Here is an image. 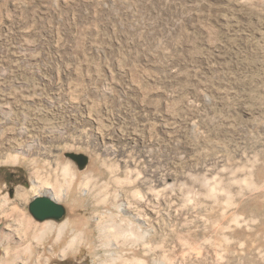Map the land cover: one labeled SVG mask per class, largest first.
<instances>
[{
    "label": "rangeland",
    "instance_id": "374dc122",
    "mask_svg": "<svg viewBox=\"0 0 264 264\" xmlns=\"http://www.w3.org/2000/svg\"><path fill=\"white\" fill-rule=\"evenodd\" d=\"M7 136L0 209L19 210L0 214V233L15 243L18 221L52 224L41 264H108L94 226L62 251L118 193L147 236L118 248L126 264H264V0H0ZM66 164L65 215L35 220L32 188Z\"/></svg>",
    "mask_w": 264,
    "mask_h": 264
},
{
    "label": "bare ground",
    "instance_id": "6f19581e",
    "mask_svg": "<svg viewBox=\"0 0 264 264\" xmlns=\"http://www.w3.org/2000/svg\"><path fill=\"white\" fill-rule=\"evenodd\" d=\"M11 137H8L6 139L8 141V145H6L5 147H3L2 144L0 143V151L3 150V151H7V152L10 151L11 152L13 150L11 144H12V139H14V138L11 139ZM22 138L23 139L25 138L23 131H21V133L19 134V140H21ZM3 140L4 139L2 138V141ZM28 148H31V147L27 146V150H28ZM4 155H6V154L4 153ZM8 156H9V153H8ZM5 157H7V156H5ZM52 167L48 168V174L46 172L43 174V176H44L43 181L40 182L39 184H37L36 186H34V188H32L31 191H32V193L34 192L35 194L45 196V197L52 199L55 202H59L61 199L66 198V196L68 195L69 187L73 184V181H75L74 180L75 175L73 173H71L70 168H69L70 166L68 164H66L65 167H61L62 170H60L61 169V168H59L60 166H52ZM121 167L126 168L125 165H123V164L121 165ZM59 170L61 171V175L63 178V179L60 178L62 180L61 182H63L64 184L59 183L57 181L58 175L60 172ZM33 174H34V176L35 175L40 176V173L37 170H35ZM46 174L48 175V183L50 184V185L48 184L47 186H46ZM37 178H39V177H37ZM159 178H160V176H159ZM159 178H157L156 176L153 175V182L152 183L154 184V188L160 187V186H167V183H168L167 179H161V178L159 179ZM235 179H237V178H235ZM115 181H116V179H115ZM62 184L68 186L67 188H65V191H64V189L61 190V186H63ZM94 186L96 187V184ZM103 187L104 188L107 187V186H105V183H104V185H102V188ZM100 189L101 188H99V190ZM151 193H152V191H151ZM151 193H150V195H151ZM26 195H27V192H25V191L19 192L18 195L16 196V204L22 205V203L26 199ZM134 195H137V194H134ZM135 197L140 198L139 196H135ZM148 197H150V196L148 195ZM149 199H151V198H149ZM101 202L105 203V201H103V199L101 200ZM109 202H110L109 203L110 206H112V211L103 212V214L106 215L105 216L106 220L102 221V220H100L101 219L100 218V219H96L95 221H91V222L88 221L84 231L76 232L73 235V237L71 238V240L69 241L67 246L63 249V251H62L63 254H65L66 251L72 249V247H74L75 245H79L83 242H86L85 238L88 239L89 238L88 236H90L88 234L89 233V231H88L89 225L94 226L95 232L97 234L96 239L98 242V246H100L101 248H103L104 250H106L108 252L107 256L109 257V260L107 259L108 257L106 256L107 257L106 259L109 262L108 264H114V262L116 263L118 260H123L122 259L123 255H118L119 254L118 248H125L129 245V243H135L137 245L139 244L141 247L144 246V243L146 240L145 238L147 236H146V233L143 232L141 229V225H140L141 224V218L136 217L135 215H134L135 217L133 219L134 221L132 219L129 220L128 218H126L127 217L126 209H125V206L122 202L121 193L113 195L112 198H110ZM2 203L3 204H2L1 209H0V214H4L5 211L10 210L11 213L14 215V213L18 212V210H19V209H17V211H16L14 206H13V208H6L9 205L8 202L6 201V199H4L2 201ZM16 208H18V207H16ZM98 210H99L98 207L93 208V216H96L99 213ZM124 217L126 218V220H124L125 219ZM15 221H16V219H15ZM20 221H18L19 222L18 224L15 222V224H17V225L14 224L15 227L13 228V232H12L13 234H20V233L23 234V236H21V239L19 240V242L14 243V240L12 242L10 233H4V234L0 233V245H5V249H4L5 251H4L3 257L0 259V264H41L42 255L39 253V248H40V245L42 243L41 242L42 236L46 233V231L51 232L53 230L54 226L50 223H47L43 226H39L37 224L32 223L31 221H29L27 219L22 220L21 222ZM12 222H11V224L14 223V222L13 223ZM5 223H6V221H5ZM7 223H8V221H7ZM11 224L9 226H11ZM5 228H6V226H5ZM86 234H87V237H85ZM105 262H106V260H105ZM142 262H143V260H137V264H143ZM124 263L126 264V260H123V264Z\"/></svg>",
    "mask_w": 264,
    "mask_h": 264
},
{
    "label": "water",
    "instance_id": "95a60500",
    "mask_svg": "<svg viewBox=\"0 0 264 264\" xmlns=\"http://www.w3.org/2000/svg\"><path fill=\"white\" fill-rule=\"evenodd\" d=\"M70 157L73 161H75L79 170L83 169L88 161V159L83 155L72 154ZM28 210L31 216L37 221H59L65 215V209L61 204L45 196L35 197L29 203Z\"/></svg>",
    "mask_w": 264,
    "mask_h": 264
}]
</instances>
